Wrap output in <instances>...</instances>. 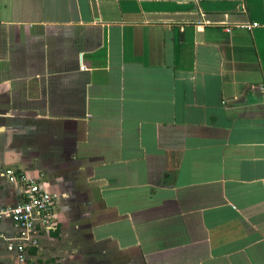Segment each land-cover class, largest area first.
Listing matches in <instances>:
<instances>
[{
    "label": "crops",
    "instance_id": "obj_1",
    "mask_svg": "<svg viewBox=\"0 0 264 264\" xmlns=\"http://www.w3.org/2000/svg\"><path fill=\"white\" fill-rule=\"evenodd\" d=\"M0 264H264V0H0Z\"/></svg>",
    "mask_w": 264,
    "mask_h": 264
},
{
    "label": "built area",
    "instance_id": "obj_2",
    "mask_svg": "<svg viewBox=\"0 0 264 264\" xmlns=\"http://www.w3.org/2000/svg\"><path fill=\"white\" fill-rule=\"evenodd\" d=\"M245 29L252 31L256 24L242 26ZM230 31V30H228ZM8 178L12 183H21L25 187L26 200L23 204L16 206L13 209L3 211L1 216L10 217L15 224L21 229V237L19 240L28 239L35 229V215H39L44 224H50V215L54 207V196L41 189L40 185L29 180L26 176H16L8 172ZM8 249L13 251L17 249L19 252L24 251V246L9 245Z\"/></svg>",
    "mask_w": 264,
    "mask_h": 264
}]
</instances>
